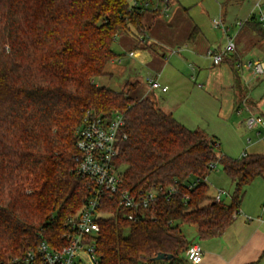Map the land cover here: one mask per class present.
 Wrapping results in <instances>:
<instances>
[{"label": "trees", "instance_id": "trees-1", "mask_svg": "<svg viewBox=\"0 0 264 264\" xmlns=\"http://www.w3.org/2000/svg\"><path fill=\"white\" fill-rule=\"evenodd\" d=\"M143 14L129 0H0L1 264L41 241L67 245V222L91 194L75 172L76 132L88 113L124 118L115 157L123 189H175L138 221L105 197L99 264H190L185 252L193 241L181 226H194L201 241L221 237L246 187L264 175V154L218 155L216 137L185 127L151 96L132 94L138 82L120 92L95 83L120 57L114 44L121 32L145 41ZM246 24L264 41L255 18ZM216 164L234 186L230 203L209 194L205 180ZM159 254L171 257L156 261Z\"/></svg>", "mask_w": 264, "mask_h": 264}, {"label": "crops", "instance_id": "crops-1", "mask_svg": "<svg viewBox=\"0 0 264 264\" xmlns=\"http://www.w3.org/2000/svg\"><path fill=\"white\" fill-rule=\"evenodd\" d=\"M175 1L169 0L170 9ZM161 3L164 6L163 0ZM160 10L156 11L154 18L160 14ZM183 13L176 9L174 17H179L175 21L174 17L172 19L174 23L181 24L180 28H170L160 36L154 33L148 36L151 28L142 20L147 41L141 39L139 42L121 32L114 50L115 45L121 47L124 50L122 55L129 53L144 66L143 76L137 77L139 74L135 70L132 77L136 80H130L134 83L142 80L146 88L143 97L151 96L164 112L171 114L185 127L203 130L216 137L217 143L222 135L227 137V133H230L232 145L238 144L243 139L239 135L240 128L246 126L247 118L251 115L264 117V76L254 77L249 72L240 75L235 65L239 60H263L264 49L261 48L262 44H257L264 41L257 43L253 40L255 42L251 47L240 41L235 54L215 65L207 52L222 49L216 47L211 30L199 20L187 19ZM179 19H183V22ZM149 75L155 76L168 90L151 91L146 82ZM251 130L259 138L264 135L262 127ZM249 141L251 145L254 143L251 139ZM263 151L245 150L241 156L244 153L264 154ZM192 241L200 243L204 250L199 264H264V196L255 207L243 206L221 237Z\"/></svg>", "mask_w": 264, "mask_h": 264}, {"label": "built area", "instance_id": "built-area-1", "mask_svg": "<svg viewBox=\"0 0 264 264\" xmlns=\"http://www.w3.org/2000/svg\"><path fill=\"white\" fill-rule=\"evenodd\" d=\"M139 1L132 0V6H139ZM163 2V13L168 15L169 0H163ZM256 11H259L258 16L255 14ZM250 18H255L264 29V0L257 2ZM212 25L215 29H221L228 41L221 51L208 50L207 52V56L215 65H218L228 56L236 53L237 44L234 37L228 34L230 27H227L222 19H214ZM238 26L242 28L244 24L240 22ZM235 68L240 75L249 72L254 77L264 76V61L261 59L239 60ZM146 82L151 91L166 92L168 90V87L163 86L153 75L146 77ZM124 124V118L119 113L111 118L91 113L84 117L76 132L75 172L86 180L91 194L84 207L67 222V245L62 248H53L46 241H41L35 249L5 264H99L95 239L100 231L98 218L102 216L100 210L105 197L109 201L117 200L119 208L128 212L126 217L129 220L138 221L144 216V211H148L156 204L160 194L170 196L175 192L173 187L169 189L154 187L139 191L122 188V169L115 164V157L118 155V141ZM246 126L249 129L264 128V117L251 115L246 120ZM246 156L247 153H244L242 157ZM200 182L194 181L188 188L192 189ZM225 194L224 190H219L214 197L215 201L221 202ZM203 256L204 250L198 242H193L185 252V259L190 264H199Z\"/></svg>", "mask_w": 264, "mask_h": 264}, {"label": "rangeland", "instance_id": "rangeland-1", "mask_svg": "<svg viewBox=\"0 0 264 264\" xmlns=\"http://www.w3.org/2000/svg\"><path fill=\"white\" fill-rule=\"evenodd\" d=\"M176 1L173 3V5L171 4V9L169 10L168 15L162 12L164 6L162 5L161 0L139 1V6L144 9L145 13L142 20L145 24L148 25V27L151 28L147 33L148 36H152L153 33L160 36L170 28L179 29L181 24L174 23L172 19L175 15L176 9H180L184 12L183 16H186L187 19H193L194 21L199 20L207 28H209L213 37L215 38V44L217 45L215 46H220L221 49H224L226 47L228 41L221 29H215L213 27L212 22L214 19H222L225 22L226 26L230 27V31L228 32V34L231 37H234L236 44H238L240 41H243V43L247 47H251L255 41L257 43L263 41L258 36V34L255 33L252 28H250L249 24H246V22L254 12L255 5L260 0ZM129 3L132 5V0H129ZM159 9H161L160 14L154 18L153 15ZM255 14L256 16H258L259 11H256ZM178 17L179 16H175L174 21L175 19L177 20ZM179 20L180 22H183V19ZM240 22L244 24L242 28L238 26V23ZM145 40L147 41L146 37ZM261 44V48L264 49V43H258L257 46H260ZM115 50L120 55V57L113 65H108L106 69L107 74L96 78L95 82L99 85L120 92L124 91L126 84L130 82V80H136L132 77V74L135 70H137L136 74H139V76L137 77H141L145 72V68L135 56H130L129 53H125V55H122L121 53L124 52V50L121 49V47L115 45ZM136 53L137 51L134 52V54ZM190 65H193V63H190ZM145 90V85L141 80L139 81L137 88L132 90V94H135V96L138 97H143ZM240 130L241 131L239 135L243 139L242 142L240 141L238 144L234 143L232 145V140L230 139L232 135L230 133H227V137H223L222 135V139L219 138V145L216 147V152L218 155L223 154L232 158H239V156H241L245 150H247L248 152L264 150V135L259 138L258 136H256V134L253 133L251 129H249L245 125H243ZM249 139L253 140L254 143H252V145ZM206 182L209 185V194L211 196H215L219 190H224L226 194L225 196H223V200L226 203L231 202L232 194L234 192V186L230 178L225 174L220 164L215 165V168L208 175ZM245 191V196L243 198L240 209L243 206L250 208L255 207L263 199L264 196V177L256 178L251 184L246 187ZM181 231L184 233L188 240L199 239L197 237L196 228L194 226L182 225Z\"/></svg>", "mask_w": 264, "mask_h": 264}, {"label": "water", "instance_id": "water-1", "mask_svg": "<svg viewBox=\"0 0 264 264\" xmlns=\"http://www.w3.org/2000/svg\"><path fill=\"white\" fill-rule=\"evenodd\" d=\"M171 256H166L165 254H159L155 257L156 261H161V260H165L166 258H170Z\"/></svg>", "mask_w": 264, "mask_h": 264}]
</instances>
